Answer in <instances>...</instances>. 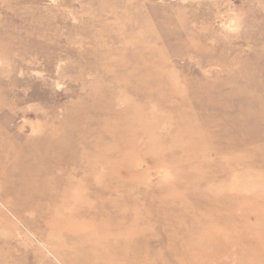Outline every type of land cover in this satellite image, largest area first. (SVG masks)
Listing matches in <instances>:
<instances>
[{
    "label": "rangeland",
    "instance_id": "1",
    "mask_svg": "<svg viewBox=\"0 0 264 264\" xmlns=\"http://www.w3.org/2000/svg\"><path fill=\"white\" fill-rule=\"evenodd\" d=\"M0 264H264V0H0Z\"/></svg>",
    "mask_w": 264,
    "mask_h": 264
}]
</instances>
